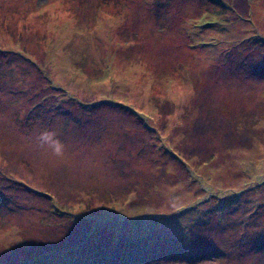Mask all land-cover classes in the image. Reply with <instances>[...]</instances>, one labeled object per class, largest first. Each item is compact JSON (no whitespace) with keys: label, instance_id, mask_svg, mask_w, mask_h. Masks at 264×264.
<instances>
[{"label":"rangeland","instance_id":"1","mask_svg":"<svg viewBox=\"0 0 264 264\" xmlns=\"http://www.w3.org/2000/svg\"><path fill=\"white\" fill-rule=\"evenodd\" d=\"M0 264H264V0H0Z\"/></svg>","mask_w":264,"mask_h":264}]
</instances>
